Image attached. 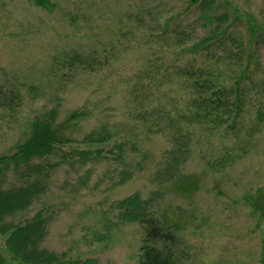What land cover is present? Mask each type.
Wrapping results in <instances>:
<instances>
[{
  "label": "rangeland",
  "instance_id": "1",
  "mask_svg": "<svg viewBox=\"0 0 264 264\" xmlns=\"http://www.w3.org/2000/svg\"><path fill=\"white\" fill-rule=\"evenodd\" d=\"M53 1L56 9L49 12L31 0H0V155L11 154L14 144L29 137L30 122L51 109H57L55 124L75 111L87 115L64 128L71 143L34 160L55 165L43 177L45 190L6 220L24 223L42 211L47 223L41 248L92 258L94 264H141L142 239L150 224L121 223L113 207L138 191L157 211L158 264H264V214L251 211L244 200L245 193L264 188L263 122L258 133L250 138L244 133L235 145L237 140L229 139L238 128L227 137L204 125L193 131V150L182 165L183 173L202 177L192 196L182 198L153 179L175 132L153 124L163 115H181L189 100L176 72L206 62V52L195 55L183 48L209 35L218 23L202 18L199 6L187 8L191 0ZM217 3V13L237 8L264 23V0ZM173 30L188 36H176ZM234 32L240 40L249 38L242 25ZM260 40L253 76L264 91V33ZM255 87L249 80L240 87L244 105L235 120L243 132L256 124L260 103L264 110ZM1 92L19 95L14 109L2 103ZM133 110H143V120ZM93 131L110 138L84 142ZM120 141L127 152L122 157L117 150L86 158L77 154V149H110ZM228 145L239 153L237 160L228 161L223 171L207 164ZM19 184L11 170L0 188ZM4 240L0 234L3 252Z\"/></svg>",
  "mask_w": 264,
  "mask_h": 264
},
{
  "label": "trees",
  "instance_id": "2",
  "mask_svg": "<svg viewBox=\"0 0 264 264\" xmlns=\"http://www.w3.org/2000/svg\"><path fill=\"white\" fill-rule=\"evenodd\" d=\"M31 1L49 12H53L57 6L53 0ZM217 1L191 0L187 6V8L199 6V10L203 11L202 18L208 22L215 21L218 25L209 35L202 37L187 48H183L184 51L189 50L195 55L206 52V62L197 69L185 66L176 72L184 80L189 95L188 103L181 110L182 114L171 118L163 115L153 124V127H160L162 130L163 125H165V127L171 128L173 132L175 131L170 138L172 147L165 153V161L153 179L168 184L172 191L182 198L192 196L200 189L202 183V177L199 174L182 172V165L193 150L194 138L192 134L196 128L204 125L206 131L220 130L219 133L223 137L229 136L238 128L235 132L236 135L229 139H236L237 142L231 144L235 145L241 143L244 133L247 136L249 133V138L258 133L261 130L262 122L264 123V110H261V103L257 116H255L256 124L250 126L247 132H243L235 120L243 110V92L240 89L243 81L249 80L252 86L255 85V90L259 92L260 97L262 93L264 99L261 80H256L253 76L257 66L254 54L261 43L260 38L261 33H264V23L249 12L240 13L237 8H234L233 13H229L228 10L217 13ZM238 24L247 29L249 34L247 40H240V36L235 34L234 29ZM165 25L169 27L168 23ZM173 33L180 37L188 36V33H182L181 30H173ZM177 41L179 42V40ZM247 51L248 54L243 57V52L246 53ZM233 70H239L240 73L231 75ZM230 77L232 79L231 84L228 82ZM1 97L2 103L7 104L12 109L20 100L19 95L14 92H4ZM133 111L137 112L139 119L143 120V110ZM56 115L57 109H51L43 116L36 117L30 122L29 137L23 142L14 144L11 154L0 155V182L7 171L11 170L21 179V184L15 187L0 188V234L5 237V252L0 250V264L95 263L92 258L83 259L67 252L59 254L41 248L40 244L46 236L47 223V217L42 211H38L24 223L6 220L7 216L27 209L45 190L43 177L47 176L49 170L55 165L35 162L34 160L50 156L54 154L56 149H61L64 145L71 143L73 138L64 132V128L70 121L85 117L87 113L75 111L62 124H55ZM230 120L231 122L227 124ZM109 138V133L102 134L93 131L84 137V142L105 143ZM124 145L120 141L114 143L110 149L105 147L96 150L77 149V154L86 158L93 154L102 155L103 152L114 154L117 150L118 156L122 157L127 153ZM229 146H224L219 156L209 160L207 164L223 171L229 163L237 160L239 153L235 151V148L230 149ZM134 147L135 145H133L132 150H138ZM243 151H245L244 147ZM141 164L142 161L137 162L138 166ZM123 173L128 174L127 171ZM244 200L250 205L251 211L264 214L263 187L258 188L256 193L255 191L245 193ZM113 207L117 210V218L121 223L137 222L145 226L146 222L150 224V227L146 226L142 239V253L139 261L141 264H158L160 254L156 251V242L159 239V232L156 227H153V217L157 211L154 212L155 210L152 209L150 200L144 198L137 191L118 200L113 204ZM176 208L178 212H181L180 206L177 205Z\"/></svg>",
  "mask_w": 264,
  "mask_h": 264
}]
</instances>
